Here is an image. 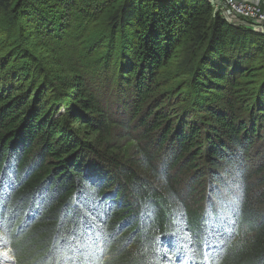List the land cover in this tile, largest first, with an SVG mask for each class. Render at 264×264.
I'll return each mask as SVG.
<instances>
[{
    "label": "trees",
    "instance_id": "16d2710c",
    "mask_svg": "<svg viewBox=\"0 0 264 264\" xmlns=\"http://www.w3.org/2000/svg\"><path fill=\"white\" fill-rule=\"evenodd\" d=\"M0 18V264H264L263 33L208 0H0ZM73 21L115 106L56 42Z\"/></svg>",
    "mask_w": 264,
    "mask_h": 264
},
{
    "label": "rangeland",
    "instance_id": "374dc122",
    "mask_svg": "<svg viewBox=\"0 0 264 264\" xmlns=\"http://www.w3.org/2000/svg\"><path fill=\"white\" fill-rule=\"evenodd\" d=\"M79 5H84L85 6V3L81 2V3L78 4V6ZM44 9L47 10V11H50V10L56 11L55 6H47ZM0 20L2 21L1 18H0ZM75 23L76 22L73 21L72 27L68 29V34H63L62 35L63 36L62 39H61V37H60V39L57 38L56 42H60L59 45H61L62 49H64L65 46L67 45L68 47H70L72 49L75 48L74 50H80L79 51L80 54L82 52L87 54V56H86L87 57L86 58L87 61H85V62L88 63L87 66H88V68L91 69V72H90L89 78H88L89 83H90L89 85L93 89H96L98 93L106 95L111 100L110 103L113 106H115L114 104H118L119 101H120V100H118L120 91L116 87L115 88H109L108 87V82L106 83V80H109L111 77L103 68V63H102L101 58H100L102 56V53H100L98 55V57H95V56H91L90 57V54L88 52H90V50L95 49L97 47V44H96V42H93L92 44H89V42L92 41L93 38H91V36H89V35L83 36L85 27H81V26H79V25H77ZM240 27L248 28V27H245V26H240ZM97 29L98 28H96V29H94L92 31V36L94 35V36L97 37L96 33L99 31ZM88 32H91V29H89ZM71 36H74V37H71ZM68 39H69V42H67ZM71 39H73V42H71ZM66 42H67V44H66ZM81 49L83 51H81ZM95 69H97V70H95ZM102 70H104V72H102ZM106 84H107V86H106ZM175 92H176L175 89H173L172 91H171V89H168V90L164 89L163 94L167 96V95H173ZM178 100H179V98L177 99V101ZM167 101L169 102L170 100H167ZM173 109H175V108H173ZM116 131H118V130H116ZM117 143H118L119 148H120V155L121 156H122V152L123 151L126 152V150L128 149L129 144H131V142L128 139H122V140H120ZM261 150H262V144L260 145V143H257L256 147L252 148V151L250 153L251 155H250V158L248 160V164L249 165H257L261 161V158H260ZM125 157H127L126 154H125ZM196 199L199 200V195L197 196Z\"/></svg>",
    "mask_w": 264,
    "mask_h": 264
},
{
    "label": "built area",
    "instance_id": "2783aa9c",
    "mask_svg": "<svg viewBox=\"0 0 264 264\" xmlns=\"http://www.w3.org/2000/svg\"><path fill=\"white\" fill-rule=\"evenodd\" d=\"M215 12L235 26L264 34V7L257 0H209Z\"/></svg>",
    "mask_w": 264,
    "mask_h": 264
}]
</instances>
